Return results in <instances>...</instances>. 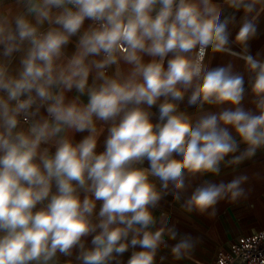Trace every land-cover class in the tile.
<instances>
[{"label": "clouds", "instance_id": "obj_1", "mask_svg": "<svg viewBox=\"0 0 264 264\" xmlns=\"http://www.w3.org/2000/svg\"><path fill=\"white\" fill-rule=\"evenodd\" d=\"M262 17L264 0H0V264H200L156 212L249 199Z\"/></svg>", "mask_w": 264, "mask_h": 264}, {"label": "crops", "instance_id": "obj_2", "mask_svg": "<svg viewBox=\"0 0 264 264\" xmlns=\"http://www.w3.org/2000/svg\"><path fill=\"white\" fill-rule=\"evenodd\" d=\"M260 27L262 35L252 42L253 52L264 49V17L261 18ZM228 59L226 56L217 55L213 64L224 63ZM239 63L237 62L238 66ZM238 172H246L249 175L250 180L246 187L252 189L251 195L239 205L222 202L215 219L185 214L171 197L162 202L161 208L156 212V215L166 213L181 232H188L200 238L196 250L200 264H215L241 237L256 234L264 227V153H258L253 160L242 164ZM232 175L231 169H223L221 177L215 179L230 180ZM170 259L169 257V261Z\"/></svg>", "mask_w": 264, "mask_h": 264}, {"label": "built area", "instance_id": "obj_3", "mask_svg": "<svg viewBox=\"0 0 264 264\" xmlns=\"http://www.w3.org/2000/svg\"><path fill=\"white\" fill-rule=\"evenodd\" d=\"M262 232L264 227L258 233ZM258 233L241 237L219 261H223V264H251L249 254L257 256L264 253V238H258Z\"/></svg>", "mask_w": 264, "mask_h": 264}]
</instances>
